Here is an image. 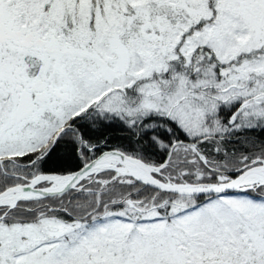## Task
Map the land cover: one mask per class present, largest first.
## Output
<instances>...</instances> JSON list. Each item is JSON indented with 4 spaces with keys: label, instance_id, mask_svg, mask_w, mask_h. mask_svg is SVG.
Listing matches in <instances>:
<instances>
[{
    "label": "snow or ice",
    "instance_id": "obj_1",
    "mask_svg": "<svg viewBox=\"0 0 264 264\" xmlns=\"http://www.w3.org/2000/svg\"><path fill=\"white\" fill-rule=\"evenodd\" d=\"M0 264H264V0H0Z\"/></svg>",
    "mask_w": 264,
    "mask_h": 264
}]
</instances>
